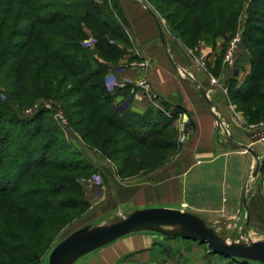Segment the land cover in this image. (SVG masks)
Returning a JSON list of instances; mask_svg holds the SVG:
<instances>
[{"label": "rangeland", "instance_id": "rangeland-1", "mask_svg": "<svg viewBox=\"0 0 264 264\" xmlns=\"http://www.w3.org/2000/svg\"><path fill=\"white\" fill-rule=\"evenodd\" d=\"M107 1L106 5L108 9L111 8V5L115 4L122 10L127 23V27H124V33L127 38H129L131 47H125L124 51L121 50L122 57L113 62V64L116 65L111 66L112 68L108 70L105 82L109 74L113 71L135 68L145 69L148 66L147 64L151 63V61L147 63L145 60L139 59L140 54L134 50L132 45V37L130 36L131 26L130 23H128L126 13L127 11H135L137 18L134 19V23H136L135 25L138 30H141L144 26H146L144 20L150 22L151 28L153 29L152 36H154L157 40L159 50H161L162 53L166 52V54L169 52V54L174 58L172 60H177L180 65H186L191 72L195 71L200 78L204 79L206 81L205 85L207 88L211 87L215 89L214 92L217 90L216 100L220 108L223 109L222 111L224 113L218 106V108H216L211 104L209 105V108L214 116L216 129L215 135L218 141L221 143L228 142L233 132L235 135L243 134L252 141L259 140L262 142V145H264V115L256 116L253 113V110L250 111L245 109L239 100H235V96L230 88L232 87V82L235 83L234 87L236 89L238 88L239 83L240 86H243L244 83L250 79L249 74L252 69L251 62L255 59L254 53L261 49L259 44L255 45L251 43L249 45L247 44V41L245 42V40H247V34L245 33L247 29L246 17L250 0H225L221 2H214L212 4L206 3V5L198 4L190 8L180 7L178 3L175 2L177 0ZM109 1H112V3ZM54 2L55 1L52 3ZM66 3L64 0L56 1V8L50 7L45 13L39 14L38 16H41V18L44 19V16L45 18L48 16L46 13L72 12V9H67L64 6ZM3 4L4 2H2L1 5L3 6ZM103 6L104 5L101 3L100 8H103ZM144 7L150 8L151 11L154 12L158 18V22H160L162 26V31L165 36L164 49L160 43L155 22ZM27 8V6L17 4L15 9H12L13 13L7 16L4 34L7 35V32L9 31H12L14 34L13 38L10 39V45L7 46V50L10 54L12 53V56L18 51L22 44L26 43V38L24 37L25 32L26 36L30 38V35H27L29 24L23 20V11ZM1 11L0 20L2 18ZM139 13L141 16H139ZM105 17H107L105 14L101 16L102 21H105ZM144 17L147 18L145 19ZM107 21L111 27H113V24L116 25L115 17L107 18ZM43 29L47 32L49 28L46 26L43 27ZM83 32L88 37L87 40L81 43V45L87 48L91 47L95 40L92 38L93 33L91 30L89 31L85 28L83 29ZM114 33L116 32L114 31ZM45 34L47 35L49 32ZM236 36H239V41H237L234 46L232 54V67H228L225 63V54L227 53L226 51H228L232 40L235 39ZM45 37L46 36H43L44 39ZM116 39L117 38L114 40L116 41ZM207 51L209 54H212V60L207 56ZM130 57L134 59L131 60ZM24 61H26V58L22 61V66L24 63L26 65V62ZM124 61L128 62L125 63ZM16 63L17 62H9L4 67L0 68V91L5 93L2 95V98L4 99L7 95L8 100H10L8 101L11 105L10 110L13 111L12 113L17 114L18 117L29 118L30 116L35 115L38 111L41 113L35 123H30L28 121L25 122V125L23 124L24 126L20 125L21 132L19 131V134H22V131L26 130L27 136L32 137L35 126H41L48 131L46 134L48 139L52 137L57 142L50 147V152H48L47 156L50 153L53 159H56L58 163L72 164L75 167L82 165L86 168L85 170H87L88 173L87 177L86 172L78 174L71 170H69L70 172L58 171L56 173H49L47 171L49 179L72 176L71 178L73 184L76 186L71 188L69 187V190L59 194L58 199L63 203L60 210L52 211V213L48 214H42L41 219L43 223H48V225L52 223L49 225V229H38L39 231L35 233L27 231L28 235L23 236L19 233L16 237L19 238V241H17L18 243H22V241H26L27 239L38 245V248L32 251L28 257L36 261L34 264H48V256L50 252L53 250L54 246L57 245L59 241L65 239L68 234L79 230L82 227L93 229L97 226H110L111 223L120 221L125 218V216L133 213L136 208L130 206H118V204L117 206H112V199L109 198L111 185L106 181L102 171L96 166L94 167L95 164H93V161L91 160L94 156V152L99 155L101 154L95 149L93 151L89 144V138L84 139L83 137L84 123H80V120L85 119L86 116L88 117L89 115L85 114L86 116L83 118V115H81L79 110L73 107L79 103V96L75 97L72 93V88H74L73 86H75V84L72 83L71 80H68L64 85H59L60 90L58 93H55L57 95L56 98H38L33 104H31V106H29V101L27 103L24 101L25 98H22L21 95H17L19 94V88L9 86L16 78L15 72L12 71ZM168 63L171 65L170 62ZM209 63H215L214 69L209 67ZM139 64L141 67H139ZM217 64H220L218 68H216ZM171 66L174 68L173 65ZM47 71V69L43 70V78L48 75L49 71ZM240 71L241 73L239 74ZM180 73L182 74L181 71ZM142 81L146 82L148 89L140 86V82ZM42 82L43 81H40L39 83L41 84V87H43ZM7 83H9V85ZM136 88L143 89L147 93L146 95H148L155 101V104H157L158 97L151 94V87H149L145 77H141L136 79V85H131L125 81L112 90V93H115L116 96L114 99V105H117L120 110L128 109V104L131 103L133 92ZM10 90H12V92ZM63 94L65 95L63 98L59 97ZM189 94H191L190 91ZM191 96L194 102L198 104V96L195 94H191ZM209 99L211 100L210 97ZM151 103H153L151 107L166 111L165 113L168 117H170V128L172 127L175 131L173 140L175 147L173 150H169L166 155L161 156L157 161H155V164H152L148 158V160H141V156L150 157L148 153L146 154L144 152L135 151L131 159V166L129 165V168L125 169L124 173H121L118 168L119 166H122L121 158L125 156V153L120 156L115 155L114 158L109 159L101 155L103 159L97 158L98 162H102L103 164L108 165L107 167L113 169L116 182L120 185H127L126 181L128 180H133L135 181L134 183H137L148 174L153 173V171L167 165V163L171 162L180 154V152L184 149L185 144L192 139V136L195 133L194 124L181 107L178 109L172 108L174 109L172 112V109H170L168 105H166V109H164V106L160 105L154 107V102ZM159 103L160 102H158V104ZM258 105L260 106L261 103H258ZM262 110H264V106L262 107ZM225 112H227V115H225ZM18 123V121L12 122L11 126L17 125ZM220 123L223 124L224 129L227 131V133L225 132V135H223V128L219 126ZM166 125V122L163 121V126ZM17 128H19V126ZM70 131H72V133ZM16 132H18L17 129L13 136L16 135ZM36 140L39 142V147L37 154L33 157L32 147H35L37 143L30 142V144H28V139H25L23 140V144L20 143L17 145H22L26 152L30 154L33 163H36V160L43 158L42 153H44V151L41 146L46 142L45 134L41 133L40 138ZM128 142L129 141H126L123 145L130 144ZM5 150L4 155L8 154V152L9 154L13 153V149L7 148ZM138 151L145 150L140 149ZM56 155L64 157L57 158ZM153 156L158 157L157 154ZM25 161L21 162V169L26 165ZM259 162V188L264 194V159ZM41 172L45 173L46 171L41 170ZM258 174H256L255 178ZM251 176L249 182L253 183L254 186L256 179H251ZM245 200L246 196L243 202ZM178 208L176 210L182 212L188 211V213L199 217L202 222L218 236L219 239L227 243L243 244L250 242H264L263 213L259 215V220L255 222V217L248 221L247 215L244 212L236 219L233 214L210 216L207 215V213H202V211L195 214V212H191L193 210L188 208L187 204L184 202L181 207ZM0 217H2V215H0ZM6 221L9 223L11 220L6 218ZM72 264L263 263L244 260L242 262L240 259H232L231 257L228 258L215 252L212 253L208 250L206 243L195 240L166 237L157 232L140 231L126 235V237L115 240L109 245L87 253Z\"/></svg>", "mask_w": 264, "mask_h": 264}, {"label": "trees", "instance_id": "trees-1", "mask_svg": "<svg viewBox=\"0 0 264 264\" xmlns=\"http://www.w3.org/2000/svg\"><path fill=\"white\" fill-rule=\"evenodd\" d=\"M53 1L55 2L52 3ZM56 1L60 0H0V11L2 10L0 68L9 62H17L12 70L16 78L10 85L7 84L19 88L17 95L25 98V102L29 101L31 106L38 98H56L55 93L59 92V85H64L66 81L71 80L75 84L72 93L75 97L79 96L78 105L73 107L79 110L83 118L85 114L89 115L80 120V123H84L83 137L89 138L93 151L95 149L108 159L125 153V156L121 158L122 166L118 168L121 173H124L129 165L131 166L135 151L148 153L150 157L141 156V160L149 159L152 164H155V161L175 147L173 141L175 131L172 127L170 128V117L165 113L166 111L153 107L143 114L134 113L129 109L120 110L117 105H114L115 93L107 88L105 82L108 70L116 65L113 62L122 57L121 50L131 47L130 40L124 33L127 23L122 10L115 4L108 9L107 0H64L65 3L67 1L64 6L72 9V12L46 13L48 16L46 18L44 16V19L38 16L50 7L56 8ZM221 1L225 0H177L175 2L180 7L190 8L198 4L206 5V3ZM2 2L4 7L1 5ZM109 2L112 3V1ZM101 3L104 5L103 8H100ZM17 4L28 7L23 11V20L29 24L27 35L29 34L30 38L25 32L26 43L22 44L20 51L18 49L12 56L7 46L10 45V39L14 34L9 31L5 35L4 30L7 16L13 13L12 9H15ZM247 10L245 32L247 40L245 42L247 41L249 45L259 44L261 49L254 53L255 59L251 62L250 79L236 89L235 83L232 82L230 88L235 100H239L245 109L253 110L256 116H263L264 0H250ZM103 14L107 16L105 21L101 19ZM114 17L116 25L113 24L111 27L107 18ZM46 26L49 28L47 32L43 29ZM84 28L91 30L92 38L95 39L93 45L88 48L81 45L88 37L83 32ZM48 32L49 34L46 35L45 33ZM43 36H46L45 39ZM114 37L117 38L116 41ZM25 58L26 65L24 63L22 66L21 63ZM130 59L134 58L130 57ZM219 65L217 64L216 68ZM45 69L49 73L43 78ZM40 81H43V87L39 84ZM3 94L5 93L0 91V215H2L0 217V264H34L36 261L28 257L38 248V245L27 239L18 243L19 238L16 237L19 233L23 236L28 235L27 231L35 233L39 231L38 229H49L52 223L49 225L43 223L42 214L60 210L63 203L58 199L59 194L76 186L73 184L72 176L49 179L47 171L56 173L71 170L78 174L86 172L87 175L88 173L82 165L75 167L72 164L58 163L50 153L48 157L50 147L57 142L52 137L48 139L46 135L48 131L41 126H35L32 137L27 136L26 130L19 134L20 125H25L28 121L35 123L41 113L38 111L29 118L18 117L10 110L11 105L7 95L4 99L2 98ZM63 96L65 95L59 97L63 98ZM258 103L261 105L259 106ZM166 105H163L164 109ZM15 121L19 123L11 126V123ZM163 121L166 122V126H163ZM16 129L18 132L13 136ZM41 133L46 136V142L41 146L44 151L43 158L33 163L30 154L22 145H17L23 144L25 139H28V144L37 143L35 147L32 144L33 157L37 154L39 142L36 139L40 138ZM126 141L130 144L123 145ZM121 145L123 146L120 147ZM7 148L13 149V153L8 152L4 155V150ZM140 149L145 151H138ZM155 154L158 157H154ZM23 161L26 165L21 169L20 164ZM41 170L46 172L43 173ZM6 218L11 221L8 223Z\"/></svg>", "mask_w": 264, "mask_h": 264}, {"label": "crops", "instance_id": "crops-1", "mask_svg": "<svg viewBox=\"0 0 264 264\" xmlns=\"http://www.w3.org/2000/svg\"><path fill=\"white\" fill-rule=\"evenodd\" d=\"M126 14L131 26L130 36L134 50L139 52V59L151 63L147 64L149 67L145 69H121L111 72L106 80L107 88L112 91L125 81L136 85V79L145 77L151 87V94L158 97L157 104L143 89L136 88L128 109L143 114L151 108L153 104L151 102H154V107L165 104L170 109L181 107L194 124L195 133L175 159L137 183L133 180L126 181L127 185L117 183L113 169L98 162L97 158L103 157L94 152L91 158L94 167L102 171L106 181L111 185L109 198L112 199V206L117 204L123 207L130 206L136 208L135 210L177 209L184 202L195 214L199 211L210 216L233 214L237 219L244 212L248 221L255 217L257 222L259 215L261 213L264 215V194L259 188L260 174L255 178L254 186L249 179L255 170V156L259 161L264 159V145L259 140L252 141L243 134L235 135L233 132L228 142H219L215 135L214 116L209 108L212 104L223 110L216 100L217 90L214 92L215 89L207 88L204 79L195 71L191 72L186 65H180L177 60H173L174 63L188 76L169 65L166 52L162 53L159 50L157 40L152 36L151 23L144 20L146 26L138 30L134 23V19L137 18L135 11H127ZM211 55L208 52L207 56L212 60ZM209 67L214 69L215 63H209ZM196 83L207 93L208 98H211L209 105L199 94ZM189 91L192 95L198 96V104L194 102ZM241 145L253 150L254 154L242 149ZM243 190L246 196L244 202Z\"/></svg>", "mask_w": 264, "mask_h": 264}, {"label": "water", "instance_id": "water-1", "mask_svg": "<svg viewBox=\"0 0 264 264\" xmlns=\"http://www.w3.org/2000/svg\"><path fill=\"white\" fill-rule=\"evenodd\" d=\"M146 10L155 22L158 37L164 49L165 36L162 31V26L158 22V18L154 12L150 8H146ZM167 57L171 65L188 76L182 68L174 63L169 53H167ZM196 84L199 87V94H201L207 105H209L210 99L207 93L204 92L198 83ZM240 147L254 154L253 150L246 146L241 145ZM255 165L251 179H254L259 172L260 162L257 156H255ZM242 194V200H244V190ZM140 231L157 232L166 237L195 240L206 243L208 250L212 253L215 252L228 258L231 257L233 259L249 260L264 264V242L243 244L227 243L219 239L199 217L185 211L182 212L170 208L140 209L125 216L120 221L111 223L110 226H97L93 229L82 227L79 230L73 231L54 246L48 256V264H72L87 253L109 245L115 240L126 237V235Z\"/></svg>", "mask_w": 264, "mask_h": 264}, {"label": "built area", "instance_id": "built-area-1", "mask_svg": "<svg viewBox=\"0 0 264 264\" xmlns=\"http://www.w3.org/2000/svg\"><path fill=\"white\" fill-rule=\"evenodd\" d=\"M237 41H239V36H236V38L232 40V42L228 48V51H226L227 53L225 54V63L228 67H232V64H233L232 63L233 62V55L232 54H233L234 46L237 43ZM137 66H138V64H137ZM139 67H141L140 64H139ZM140 86L142 88L148 89V85L146 84L145 81L140 82ZM219 126L221 128H223V133H224L223 135H225V132L227 133V131L224 129L223 124L220 123Z\"/></svg>", "mask_w": 264, "mask_h": 264}, {"label": "bare ground", "instance_id": "bare-ground-1", "mask_svg": "<svg viewBox=\"0 0 264 264\" xmlns=\"http://www.w3.org/2000/svg\"><path fill=\"white\" fill-rule=\"evenodd\" d=\"M169 53V52H168Z\"/></svg>", "mask_w": 264, "mask_h": 264}]
</instances>
